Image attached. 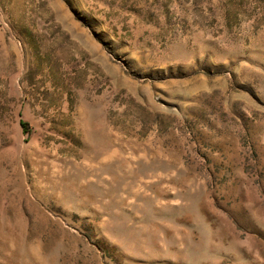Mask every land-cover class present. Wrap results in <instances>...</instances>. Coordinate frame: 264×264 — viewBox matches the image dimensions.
<instances>
[{
	"label": "rangeland",
	"instance_id": "374dc122",
	"mask_svg": "<svg viewBox=\"0 0 264 264\" xmlns=\"http://www.w3.org/2000/svg\"><path fill=\"white\" fill-rule=\"evenodd\" d=\"M0 264H264V0H0Z\"/></svg>",
	"mask_w": 264,
	"mask_h": 264
}]
</instances>
